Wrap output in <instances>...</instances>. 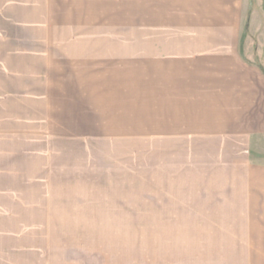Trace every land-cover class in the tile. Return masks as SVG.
Instances as JSON below:
<instances>
[{"label":"rangeland","instance_id":"1","mask_svg":"<svg viewBox=\"0 0 264 264\" xmlns=\"http://www.w3.org/2000/svg\"><path fill=\"white\" fill-rule=\"evenodd\" d=\"M132 1L0 0V264H264L262 4Z\"/></svg>","mask_w":264,"mask_h":264},{"label":"crops","instance_id":"2","mask_svg":"<svg viewBox=\"0 0 264 264\" xmlns=\"http://www.w3.org/2000/svg\"><path fill=\"white\" fill-rule=\"evenodd\" d=\"M234 1L235 0H232L231 3L235 4ZM259 1L262 4L263 9H264V0H259ZM173 3L174 4H182V7L178 8V9H173L174 11H178L179 10L181 12L187 13L188 11L193 10V8H186L187 10H184L185 4H187L186 6L189 5L185 0H177L175 2H172L171 0H151L150 2H149V0H145V1L144 0H135V1H132V2L127 3V4H130L133 7L134 6H138V13H136V15L138 14L139 16L132 17V19L150 20V19H155V18L154 17L152 18L151 16L145 15V14H150L151 13V9L149 8V5H152V6L153 5H158L157 9H153L152 8L153 12L156 11L157 14H170L173 10L168 11L167 8H169L171 6V4H173ZM217 3L221 4V3H223V1L219 0ZM123 5H125V3H123V2H121V3L110 2V5H109V3H105V4H103L104 8H102L100 11H104L102 14H114V13H115V15H118L119 13L122 14L121 10H122ZM139 7H141V9ZM37 8L38 7H34L31 11H33L35 9V11L37 13H39V12H40V14L43 13L42 9L40 10V8H38V9ZM112 10H115V12L114 13L111 12ZM117 11H120V12H117ZM65 18L66 19H71L69 17H65ZM42 19H43V17H42ZM95 19H117V16H115V18L108 17V16H103V17H99V18H95ZM159 19H165V18L163 17V18H159ZM40 264H49V263H45V261L42 260L40 262Z\"/></svg>","mask_w":264,"mask_h":264}]
</instances>
